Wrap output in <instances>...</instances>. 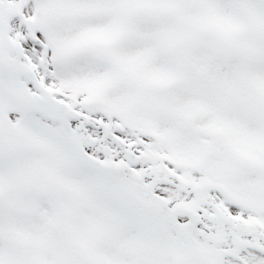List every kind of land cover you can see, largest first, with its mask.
<instances>
[{
    "label": "snow or ice",
    "instance_id": "obj_1",
    "mask_svg": "<svg viewBox=\"0 0 264 264\" xmlns=\"http://www.w3.org/2000/svg\"><path fill=\"white\" fill-rule=\"evenodd\" d=\"M0 264H264V0H0Z\"/></svg>",
    "mask_w": 264,
    "mask_h": 264
}]
</instances>
